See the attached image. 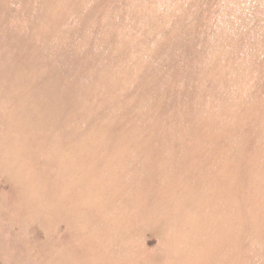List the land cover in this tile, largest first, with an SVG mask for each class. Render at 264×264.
Wrapping results in <instances>:
<instances>
[{
	"label": "rangeland",
	"instance_id": "374dc122",
	"mask_svg": "<svg viewBox=\"0 0 264 264\" xmlns=\"http://www.w3.org/2000/svg\"><path fill=\"white\" fill-rule=\"evenodd\" d=\"M0 11V33L24 44L17 58L41 53L43 36H54L24 84H59L74 113L65 121L66 104L51 105L58 113L48 119L43 104L46 131L67 122L104 142L83 159L88 180L110 152L120 164L106 172L111 185L75 189L85 203L70 218L50 199L60 182L26 189V200L48 199L59 211L51 218L35 204L33 214L16 211L0 176V264H264V0H0ZM4 86L0 96L10 94ZM29 96L5 98L10 129L19 122L15 98ZM43 130L34 137L45 150L54 134ZM112 133L121 145L105 139ZM34 151L35 165L46 160ZM53 160L48 174L65 181Z\"/></svg>",
	"mask_w": 264,
	"mask_h": 264
},
{
	"label": "bare ground",
	"instance_id": "6f19581e",
	"mask_svg": "<svg viewBox=\"0 0 264 264\" xmlns=\"http://www.w3.org/2000/svg\"><path fill=\"white\" fill-rule=\"evenodd\" d=\"M30 24L32 27L34 26V23L32 21ZM54 25L55 24L53 23L52 17L45 19L46 28L52 29L54 28ZM43 39L44 43L43 47H41V53L35 52L33 53V55L29 56V58L23 59L17 58L16 55L17 50L21 49L24 45L22 41L17 40L14 34L9 30H5L0 33V42L4 46L3 51L0 49V82H5V90L10 93L6 96H0V108L3 105L5 98H8L9 95L12 96L13 93H21L23 97H25L26 95H31L28 97L29 101L15 98V101L13 103L14 108H16V110H19L20 112L19 116H17L19 120L18 125L14 126L12 129L5 125V121L7 122L9 119H13L10 116V113L12 112H10L9 115H6V113L4 116L0 115V125H4L3 132L0 133V176L5 177L11 183L15 191V198L18 207L16 211L25 209L27 213L30 212L31 214H33L34 211L31 210V207L35 204L38 208L44 209L51 218H56V216L60 215L59 211L53 212L52 209L51 211H49L45 207L50 202L48 201V199H46L45 201H36V198H33L30 201L26 200L25 198L28 195L26 189H54L53 186L57 182H60V191L56 194L53 193L55 194V196L52 194L50 196V199L53 203H56L57 206H62V209L70 218V216L72 215V210L80 209L79 205L85 203V201L81 199L83 198V196H81L80 194H74L75 189L83 188L85 190H88L89 192L92 191L91 189L97 190L100 186L99 183H101V180L103 183H110L111 185L112 179H106V172L112 169H118V166L120 167V164H118L119 162H117L119 155L113 153L114 151L110 152L108 157H106L105 160L101 162L100 167L98 169L97 167L94 168V178L92 180H88L86 172L92 169V164L85 163L83 159L85 156H87V154L97 152L102 148L105 149L104 142L97 141L95 139H89L86 134L79 135L77 131L78 128L74 125H69L67 122L63 126L59 125L60 123H55L57 125L52 126L48 132L46 131L48 126L46 127L42 117H39V115L43 116L44 114L42 108L43 104H46V116L48 119H51V105L56 107V105L60 106L62 103L66 104V107L64 108L65 121H67L66 117L69 115V113H74V110H72L74 104L71 94L64 93L61 90L59 84H57L56 86L50 85L49 87H46V83H42V86H38V81L32 80L30 85L28 87H25L24 81L30 79L26 78L27 74L35 76L36 70L39 68V65L35 63L33 59L37 58L36 61L39 64L40 61L48 60L49 54L47 51L52 49L54 45L55 39L53 34H45L43 36ZM5 63H7L8 66L4 65ZM53 77L54 75L48 73L46 79ZM212 85L213 84H211L210 87H212ZM214 86H220L221 88H224V86L218 83H214ZM56 92L59 93V96ZM61 97H65V102L61 101ZM57 113L58 110L55 108L52 113V119L55 118V115ZM29 115H32L34 118L36 115H38V117L35 118V122L32 124H27L26 121H23V119ZM38 127L40 128V130H42L44 127V134L45 132L47 133V135L51 133L54 134L50 137L52 139L50 140V146L45 150H43L42 147L43 145H47L46 142H38L34 137L35 133L37 134ZM22 130L25 131L22 132ZM100 132H103V130L98 131V133ZM90 137L93 138L92 136ZM19 138H21L20 142ZM67 138L70 139V142H66V145L63 147L61 146L62 149L58 155V153L56 152H59V149L61 148L59 145L63 144V140ZM105 139L113 140L112 142L118 145H121L120 142H123L122 138L119 136H115L114 133H112ZM106 143H109V141H106ZM34 148L35 153L33 155H42L43 152L45 154L46 160L39 165H35L30 157L27 156V153H29L28 151L32 150L33 152ZM53 150H55V152H52ZM14 152H16V155L13 157V160H11V155ZM54 158H56L55 162L58 170L57 174L55 175L62 176L64 174H68L65 181H62L59 178L54 179L52 177V174H48V170L54 168ZM22 166H24V170L20 169L22 168ZM35 171L36 173L46 178H42V181L40 178V181L36 182L34 180L33 174ZM103 171H105V173ZM25 179L30 180L29 184H25ZM206 187V183L200 185L199 187L196 186L193 188V192L199 193V191L205 190ZM61 191L66 192L67 194H63ZM69 193L72 194V197L76 201L71 200V198L69 197ZM92 195L93 194H91L90 197ZM91 199H93V201L95 202H98V198L91 197ZM36 220V218H32L31 222H33L34 224Z\"/></svg>",
	"mask_w": 264,
	"mask_h": 264
}]
</instances>
